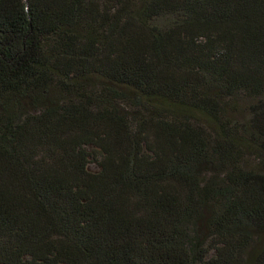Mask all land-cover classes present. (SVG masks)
I'll use <instances>...</instances> for the list:
<instances>
[{
    "label": "trees",
    "instance_id": "1",
    "mask_svg": "<svg viewBox=\"0 0 264 264\" xmlns=\"http://www.w3.org/2000/svg\"><path fill=\"white\" fill-rule=\"evenodd\" d=\"M0 264H264V0H0Z\"/></svg>",
    "mask_w": 264,
    "mask_h": 264
},
{
    "label": "rangeland",
    "instance_id": "2",
    "mask_svg": "<svg viewBox=\"0 0 264 264\" xmlns=\"http://www.w3.org/2000/svg\"><path fill=\"white\" fill-rule=\"evenodd\" d=\"M240 103H241V100L242 99H237ZM88 150L90 151H93L94 147L93 146H88L87 147ZM251 165H254L256 162L255 161H251L250 162ZM89 169L92 171V172H98L100 170V166L97 162L95 161H92L89 165H88Z\"/></svg>",
    "mask_w": 264,
    "mask_h": 264
}]
</instances>
